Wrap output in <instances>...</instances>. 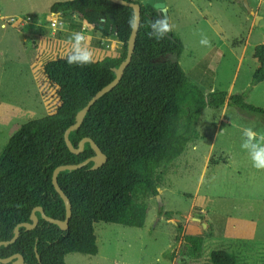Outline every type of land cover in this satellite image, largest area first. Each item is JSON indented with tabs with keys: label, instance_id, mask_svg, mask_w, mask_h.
<instances>
[{
	"label": "trees",
	"instance_id": "obj_1",
	"mask_svg": "<svg viewBox=\"0 0 264 264\" xmlns=\"http://www.w3.org/2000/svg\"><path fill=\"white\" fill-rule=\"evenodd\" d=\"M50 12L77 14L104 37L113 36L121 48L117 56L107 55L83 67L68 65L65 55L43 65L49 85L57 88L59 105L53 113L22 124L0 154V241L12 237L15 225L30 221L35 206H41L50 217L64 218V203L52 185V171L58 165L84 161L94 151L86 142L83 151L72 153L63 133L74 122L77 111L114 78L112 68L126 55L131 7L109 0H64L54 2ZM160 17L152 5L141 4L135 48L123 76L69 134L75 147L83 137L92 138L107 160L95 170L90 169L89 162L58 174V184L71 203L68 228L62 230L48 223L37 212L36 227H21L14 242L0 246L1 258L20 253L27 264H66L67 254L95 255L93 223L145 224L147 205L139 197L157 194V169L177 158L189 141L199 137L196 125L204 108L227 103L239 111L264 115L246 101L254 85L264 79V36L253 52L259 66L245 88L231 94L225 90L205 92L201 86L210 91L214 76L205 59L191 70L193 82L177 60L162 59L166 55L179 57L183 42L178 36L172 31L160 41L146 36L150 30L147 25ZM79 26L72 24L73 28ZM171 214L159 208V215L166 219ZM202 242L201 234L185 235L180 253L194 256ZM208 261L238 264L237 256L225 249L211 250Z\"/></svg>",
	"mask_w": 264,
	"mask_h": 264
},
{
	"label": "rangeland",
	"instance_id": "obj_2",
	"mask_svg": "<svg viewBox=\"0 0 264 264\" xmlns=\"http://www.w3.org/2000/svg\"><path fill=\"white\" fill-rule=\"evenodd\" d=\"M57 1L63 0H0V154L22 124L53 113L59 105L57 88L49 85L43 65L66 54L73 32L83 31L89 38L95 60L119 54L120 42L104 37L77 14H66L63 25L51 27L49 20L55 16H50L48 6ZM247 1L263 15L254 30L264 32V0ZM165 2L164 16L182 40L183 51L179 57L162 59L177 60L193 82L191 70L205 59L215 72L216 90L228 91L243 33L255 23L254 14L243 0H212L210 5L204 0ZM73 23L80 26L73 28ZM202 35L211 47L200 45ZM247 62H242L237 76L249 67ZM219 110L204 112L197 122L199 137L157 169V194L139 197L147 205L142 227L97 221L93 223L96 254H67L65 263L209 264L211 250L225 249L237 256L238 264H264V170L254 168L241 148L244 128L264 134V115L229 106L222 121ZM218 122L221 126L216 127ZM209 153L213 164L204 169ZM159 208L171 211V218L159 215ZM237 231L243 232L237 236ZM195 234L203 235L200 251L194 256L181 254L183 236Z\"/></svg>",
	"mask_w": 264,
	"mask_h": 264
},
{
	"label": "water",
	"instance_id": "obj_3",
	"mask_svg": "<svg viewBox=\"0 0 264 264\" xmlns=\"http://www.w3.org/2000/svg\"><path fill=\"white\" fill-rule=\"evenodd\" d=\"M109 1L116 3V4L131 7L132 10H133V8H135V10L137 11V13L139 15V19L141 17V4L152 5L156 9V11L158 12L159 16H161L162 14L163 15L166 14L165 3L163 0H143L141 3L136 2V1H131V0H109ZM243 4L246 7V9L248 10V12L252 14L253 11L249 7L248 1L243 0ZM256 21H257V16H256ZM137 32H138V30L136 32L130 31V34H129V37L127 40L125 58L119 63V65L117 67L112 68V70L114 72V78L109 83H107L102 88H100L97 92H95V94L87 101V103L81 109H79L77 111V113L75 115L74 122L72 124H70L65 129V131L63 133V138L65 141V144L72 153L78 154L81 151H83L84 145L86 142L89 143L91 149L94 151V155L85 159L84 161H81L79 163H73V164L58 165L52 171V175H51L52 185L64 203V207H65L64 218L63 219H57V218L50 217V216L46 215V213L44 212V210L41 206H35L30 212V221L20 222L17 225H15V227L13 229L12 237L7 239V240L0 241V246L1 245H8V244L14 242L17 239V237L19 236L21 227H23L25 230H31L34 227H36L38 220H39V218L37 216V212H39L40 217L42 219H44L45 221H47L48 223L55 224L62 230H66L68 228V222H69V219L71 217V203H70L68 196L64 193V191L61 189V187L58 184V180H57L58 174L64 170H75V169L81 168L84 165L88 164L89 162H92L90 169L95 170V169L101 167L107 160L106 154L102 152L100 147L94 142V140L92 138L83 137L78 142V145L75 147L72 145V143L69 139V134L71 131L76 130L81 125L86 113L91 108V106L100 97H102L108 91L112 90L119 83L121 77L123 76L125 68L127 67V65L131 61L132 54H133L134 48H135ZM263 66H264V63H263ZM196 220L198 222L201 221L200 218H196ZM202 225H203V227H205L204 222L202 223ZM36 255H37V258L39 259L38 254H36ZM6 263L27 264L24 261V258L20 253H15V254H13L9 257H5V258L0 257V264H6Z\"/></svg>",
	"mask_w": 264,
	"mask_h": 264
},
{
	"label": "clouds",
	"instance_id": "obj_4",
	"mask_svg": "<svg viewBox=\"0 0 264 264\" xmlns=\"http://www.w3.org/2000/svg\"><path fill=\"white\" fill-rule=\"evenodd\" d=\"M170 18L161 15L159 19L151 21L147 27L150 29L145 34L149 39L160 41L173 29L169 22ZM128 26L132 32L140 27V19L137 11L133 8L128 18ZM68 48L64 59L68 65L87 66L95 62L93 50L89 47V38L83 31L73 32L69 39ZM200 45L211 47V41L202 35ZM244 140L241 148L246 150L251 158L252 165L258 170H264V134H258L252 128L243 129ZM195 150V149H194Z\"/></svg>",
	"mask_w": 264,
	"mask_h": 264
},
{
	"label": "crops",
	"instance_id": "obj_5",
	"mask_svg": "<svg viewBox=\"0 0 264 264\" xmlns=\"http://www.w3.org/2000/svg\"><path fill=\"white\" fill-rule=\"evenodd\" d=\"M163 1L165 3V8H166L167 7L166 2H165V0H163ZM205 1L207 2V4L210 5L212 0H204V2ZM189 2L193 3L192 1H189ZM52 4L53 3H49V6H48V10H49L50 16L51 15L55 16L57 14H60L63 17V15L61 13H51L50 12V6ZM249 4H250V2H249ZM254 8L255 9H253V7H251V10L253 11L252 14H254L253 16L252 15L251 16H252V19H254V20L256 19V16H257V21H255L254 24H250L249 23L246 26L245 32L243 33L244 34L243 42H242L241 48L239 50V56L237 57V65L235 67V71H234L233 77H232V79L230 81V84H229V88H228V91H227L228 94H231V93H233V92H235V91H237L239 89L245 88L248 85V83L250 82L253 72L259 66V62L257 61L256 58L253 57V52H254L255 46L258 43H260L261 38L264 35V32H256L254 29H255V26H257L259 24V19L263 18V15L259 16L258 13H257V10H256L257 8L256 7H254ZM198 9H199V11H201L200 8H198ZM0 18H2V17H0ZM204 20L206 21L207 17H205ZM1 27H3V23H1ZM245 49H246V51H245ZM242 58H243L244 61H241ZM246 59L248 60L247 63L249 65V67L246 69V71L244 73H242V74L237 76V73L239 71V68H240L242 62L244 63ZM214 77H215V75H214ZM214 77H213L212 89L209 91V90L205 89L203 86H201L203 91L211 92V91L217 89L216 85H215V78ZM232 84H234L233 88L231 87ZM246 101H247V103H249V104H251L253 106H256L259 109H261L262 111H264V79L259 81L257 84L254 85V87L249 92V95L247 96ZM229 106L230 105L225 103L223 106L219 107L220 108V110H219V112H220L219 116L220 117L218 119L222 118L223 113H225L227 111ZM219 108H215V109H219ZM210 110H211L210 107L204 108L198 120H200V118H201V116H202V114L204 112L207 113V114H212ZM221 120L224 121V119H221ZM218 126H221L220 122H218L216 124V127H218ZM196 129H197V125H196ZM198 134H199V132H198ZM212 157H213L212 153H209L208 155L205 156V162H204V165H203L204 169L207 168V166L210 165L211 163L213 164V162H211ZM214 157H215V155H214ZM230 223H233V222L230 221ZM239 232H243V231H239ZM239 232L238 231L236 232L237 236H238ZM232 236H236V234H234Z\"/></svg>",
	"mask_w": 264,
	"mask_h": 264
},
{
	"label": "built area",
	"instance_id": "obj_6",
	"mask_svg": "<svg viewBox=\"0 0 264 264\" xmlns=\"http://www.w3.org/2000/svg\"><path fill=\"white\" fill-rule=\"evenodd\" d=\"M3 20H4V18H3ZM9 21L13 22L14 19L11 18ZM63 24H64L63 17L60 14L55 15L54 18H51L49 20V25L51 27H57L58 25H63ZM3 26H5V22L3 23Z\"/></svg>",
	"mask_w": 264,
	"mask_h": 264
}]
</instances>
